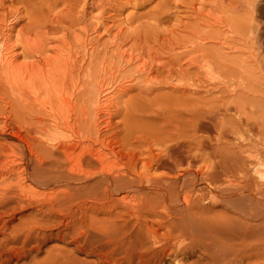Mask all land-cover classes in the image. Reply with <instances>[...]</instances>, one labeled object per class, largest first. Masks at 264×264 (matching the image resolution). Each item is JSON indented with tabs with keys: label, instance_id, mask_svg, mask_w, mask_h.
Instances as JSON below:
<instances>
[{
	"label": "bare ground",
	"instance_id": "6f19581e",
	"mask_svg": "<svg viewBox=\"0 0 264 264\" xmlns=\"http://www.w3.org/2000/svg\"><path fill=\"white\" fill-rule=\"evenodd\" d=\"M129 1L0 0V264H264V0Z\"/></svg>",
	"mask_w": 264,
	"mask_h": 264
},
{
	"label": "rangeland",
	"instance_id": "374dc122",
	"mask_svg": "<svg viewBox=\"0 0 264 264\" xmlns=\"http://www.w3.org/2000/svg\"><path fill=\"white\" fill-rule=\"evenodd\" d=\"M160 0H130L121 13L116 14L111 20L113 29L121 30L125 36L130 38L141 39L152 46L156 43H174L178 47L183 40L184 32L182 27L191 23L190 11L186 9L188 0H180L178 6L171 4L168 10L162 11L157 17L153 15V9L159 4ZM99 9L93 11V15L99 13ZM109 14H107V17ZM156 18H158L156 20ZM179 49H176L178 51ZM108 62L105 63L107 65ZM117 66V64H116ZM127 74L123 71L116 84L122 82L123 75ZM128 75V74H127ZM116 85L113 86V88ZM167 93V92H161ZM161 93H155L158 95ZM134 94V93H133ZM131 94V95H133ZM128 97H124L119 107H123Z\"/></svg>",
	"mask_w": 264,
	"mask_h": 264
}]
</instances>
